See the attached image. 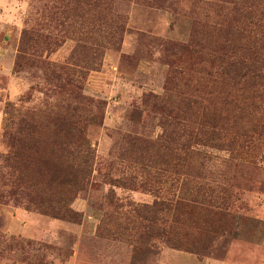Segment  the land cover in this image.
I'll use <instances>...</instances> for the list:
<instances>
[{
  "label": "rangeland",
  "instance_id": "rangeland-1",
  "mask_svg": "<svg viewBox=\"0 0 264 264\" xmlns=\"http://www.w3.org/2000/svg\"><path fill=\"white\" fill-rule=\"evenodd\" d=\"M221 55L264 75V0H0V264H264V80Z\"/></svg>",
  "mask_w": 264,
  "mask_h": 264
},
{
  "label": "trees",
  "instance_id": "trees-1",
  "mask_svg": "<svg viewBox=\"0 0 264 264\" xmlns=\"http://www.w3.org/2000/svg\"><path fill=\"white\" fill-rule=\"evenodd\" d=\"M215 67H217L216 73H210L209 76L216 80H227L230 79L233 83L247 86V85H257L258 82L264 80L263 73L249 75L251 67H256V64H249L245 60L236 57H229L227 55L218 56L213 62H211ZM255 73V71L253 72ZM211 79V80H213ZM200 104L197 101H193L190 98H185L184 100V114L186 111L194 105ZM204 108L203 111H205ZM185 117V116H184ZM189 120L186 118L183 119L181 123L182 134L180 136L181 143H179V150L183 152L185 156H190L194 152L192 151V146L196 144L206 145L208 140H203V133L201 131H194L189 125ZM170 149L169 146L166 147Z\"/></svg>",
  "mask_w": 264,
  "mask_h": 264
},
{
  "label": "crops",
  "instance_id": "crops-1",
  "mask_svg": "<svg viewBox=\"0 0 264 264\" xmlns=\"http://www.w3.org/2000/svg\"><path fill=\"white\" fill-rule=\"evenodd\" d=\"M19 227H21V226H18V228H17V226H15V227H13V228H17V229H19ZM23 227V226H22Z\"/></svg>",
  "mask_w": 264,
  "mask_h": 264
}]
</instances>
